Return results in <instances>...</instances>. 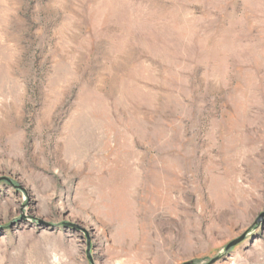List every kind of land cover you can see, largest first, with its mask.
I'll list each match as a JSON object with an SVG mask.
<instances>
[{
  "label": "rangeland",
  "instance_id": "1",
  "mask_svg": "<svg viewBox=\"0 0 264 264\" xmlns=\"http://www.w3.org/2000/svg\"><path fill=\"white\" fill-rule=\"evenodd\" d=\"M188 262L264 264V0H0V264Z\"/></svg>",
  "mask_w": 264,
  "mask_h": 264
},
{
  "label": "water",
  "instance_id": "2",
  "mask_svg": "<svg viewBox=\"0 0 264 264\" xmlns=\"http://www.w3.org/2000/svg\"><path fill=\"white\" fill-rule=\"evenodd\" d=\"M242 239L243 238H239V239H236V240L232 241L231 243H229L228 247H232V246L238 244ZM186 264H192V262H188Z\"/></svg>",
  "mask_w": 264,
  "mask_h": 264
},
{
  "label": "bare ground",
  "instance_id": "3",
  "mask_svg": "<svg viewBox=\"0 0 264 264\" xmlns=\"http://www.w3.org/2000/svg\"><path fill=\"white\" fill-rule=\"evenodd\" d=\"M168 182H169V181H168ZM168 182H167V183H168ZM164 183H165V182H164ZM166 194H167V193H166ZM166 194H165V195H166ZM181 198H182V197H181ZM174 200L176 201V203H177V205H178V208H180V207H181L180 209H183V208H184V203H183L182 201H180L179 199L177 200V199H175V198H174Z\"/></svg>",
  "mask_w": 264,
  "mask_h": 264
}]
</instances>
